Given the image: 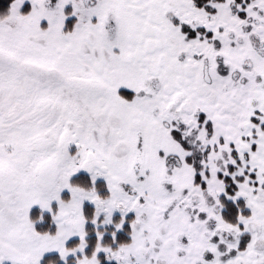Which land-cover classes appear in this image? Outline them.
Masks as SVG:
<instances>
[{"label":"snow or ice","instance_id":"obj_1","mask_svg":"<svg viewBox=\"0 0 264 264\" xmlns=\"http://www.w3.org/2000/svg\"><path fill=\"white\" fill-rule=\"evenodd\" d=\"M0 264H264V0H0Z\"/></svg>","mask_w":264,"mask_h":264}]
</instances>
